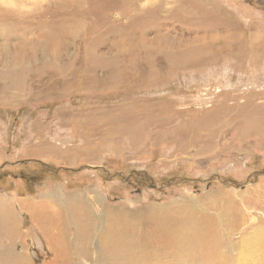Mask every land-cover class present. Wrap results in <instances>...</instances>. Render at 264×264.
Masks as SVG:
<instances>
[{
	"label": "rangeland",
	"instance_id": "obj_1",
	"mask_svg": "<svg viewBox=\"0 0 264 264\" xmlns=\"http://www.w3.org/2000/svg\"><path fill=\"white\" fill-rule=\"evenodd\" d=\"M0 164L8 264L61 263L70 202L94 258L66 264L120 238L138 264H264V0H0Z\"/></svg>",
	"mask_w": 264,
	"mask_h": 264
},
{
	"label": "bare ground",
	"instance_id": "obj_2",
	"mask_svg": "<svg viewBox=\"0 0 264 264\" xmlns=\"http://www.w3.org/2000/svg\"><path fill=\"white\" fill-rule=\"evenodd\" d=\"M75 200H79V199L75 198ZM62 206H64L61 208V212L63 213V215L62 214L61 215H58V214L53 215V217H57L59 220L58 230L55 231L56 229L54 228V223L52 221H50L49 222L50 223V229L48 232H46L44 234L45 239L47 240L46 243L49 244V250H50L49 252H51L54 256H55V253L58 254V257H56L57 259L54 261H56L57 263L61 262L59 264H66L68 262V258L70 256H71V258L76 259V260H80V261H81V259H83V261L86 260V262L92 261L94 258L93 257L94 254L90 250V244H91V241L93 240V238L95 236L94 225H93V223L90 224L88 222V220H87L88 218L86 217V213L85 214L82 213V209H83L84 205L82 204V202L78 203L77 205H75V203L71 204V202H70V204L67 203V204H64ZM32 207H33L32 205L28 204L27 209L32 210L33 209ZM76 209H78V212L75 211ZM56 211L54 213H58ZM74 211L76 213H74ZM7 217H8V215H7ZM65 219L68 221V223H69L68 225L70 227L72 226V229L74 232L73 238L71 236H69L68 233L63 231V229L65 227ZM172 227L174 228V230ZM184 227H185V220L182 221V219H179L178 221L170 222L171 233L175 232L176 228L179 230H182ZM256 228H259V227H256ZM260 228H261V226H260ZM166 236L168 237V235H166ZM51 238L55 239L54 245L52 244V241L50 240ZM185 242L187 243L188 241H185ZM187 248L189 249V247H187ZM140 251H141V249L139 246L133 247L132 244H130L129 242H126L125 240L120 238V239H116L115 247L113 249L110 248V249H108V251H105L104 254L101 255V257L104 261H106V264H138L137 252H140ZM213 254H215V253H210L211 256ZM12 257L14 258V261L16 262V264H19V263L20 264H30L29 256L27 257V255H23L20 253L19 255H13ZM194 258L195 259H199V258L203 259L204 257H199V258L194 257ZM9 261H11V256L10 257L2 256L0 258V264H8ZM92 264H95V263L93 262Z\"/></svg>",
	"mask_w": 264,
	"mask_h": 264
},
{
	"label": "crops",
	"instance_id": "obj_3",
	"mask_svg": "<svg viewBox=\"0 0 264 264\" xmlns=\"http://www.w3.org/2000/svg\"><path fill=\"white\" fill-rule=\"evenodd\" d=\"M1 165V164H0ZM2 166V165H1ZM1 166H0V168H1ZM8 193V192H7ZM7 193H5V194H1L0 193V219H1V223L2 224H4L5 225V227H4V229H3V231L6 233V232H8L9 230H10V226H11V223H10V221H8L10 218H11V220H14V221H16L17 219L14 217V215L12 214V211H11V207L9 206L8 207V204H9V202L11 203V205L14 207H16L17 205H16V201L14 202L13 200H10L9 198H10V196L9 195H7ZM30 205H32V203L30 202ZM28 206V203L25 205V207H27ZM7 208V209H6ZM14 209V208H13ZM15 211V210H14ZM32 211L30 210V213H31ZM5 213V214H4ZM7 215H8V217H7ZM2 216V217H1ZM12 233H10V234H8V235H11ZM10 246H8V248H9ZM2 253H4L5 254V250L4 251H1Z\"/></svg>",
	"mask_w": 264,
	"mask_h": 264
},
{
	"label": "trees",
	"instance_id": "obj_4",
	"mask_svg": "<svg viewBox=\"0 0 264 264\" xmlns=\"http://www.w3.org/2000/svg\"><path fill=\"white\" fill-rule=\"evenodd\" d=\"M1 172V171H0ZM3 173V172H2ZM4 191V189H2ZM6 192V191H5ZM7 193V192H6Z\"/></svg>",
	"mask_w": 264,
	"mask_h": 264
}]
</instances>
